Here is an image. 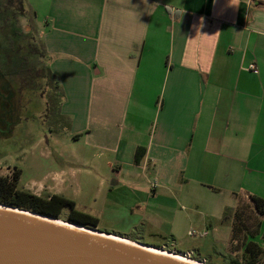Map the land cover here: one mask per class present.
Masks as SVG:
<instances>
[{"label":"crops","instance_id":"crops-1","mask_svg":"<svg viewBox=\"0 0 264 264\" xmlns=\"http://www.w3.org/2000/svg\"><path fill=\"white\" fill-rule=\"evenodd\" d=\"M29 1L70 135L113 154L111 192L159 199L140 217L176 234L182 204L219 220L264 198V0Z\"/></svg>","mask_w":264,"mask_h":264},{"label":"rangeland","instance_id":"rangeland-1","mask_svg":"<svg viewBox=\"0 0 264 264\" xmlns=\"http://www.w3.org/2000/svg\"><path fill=\"white\" fill-rule=\"evenodd\" d=\"M21 3L32 9L29 0H14L17 9ZM29 15L31 19L34 14ZM2 65L0 99L5 103L0 101V175L18 174V187L39 197L59 194L72 200L73 207L60 209L61 220L68 221L72 210H78L98 217L97 229L103 233L203 264H264V217L248 197L239 196L235 207L226 209L219 220L182 204L167 224L176 234L168 233L161 227L164 219L139 216L140 210L149 207L155 214L159 199L148 200L142 190L146 200L130 203L122 182L111 192L113 181L118 180L113 154L92 146L87 135H70V115L62 114L61 108L58 113L49 111L45 96L28 84L18 94L22 77L13 74L10 63ZM189 230L198 234L191 236Z\"/></svg>","mask_w":264,"mask_h":264},{"label":"water","instance_id":"water-1","mask_svg":"<svg viewBox=\"0 0 264 264\" xmlns=\"http://www.w3.org/2000/svg\"><path fill=\"white\" fill-rule=\"evenodd\" d=\"M100 232L0 203V264H193Z\"/></svg>","mask_w":264,"mask_h":264},{"label":"trees","instance_id":"trees-1","mask_svg":"<svg viewBox=\"0 0 264 264\" xmlns=\"http://www.w3.org/2000/svg\"><path fill=\"white\" fill-rule=\"evenodd\" d=\"M32 13L34 15L31 21L29 14L32 15ZM36 18L35 11L26 8L23 3H21V8L17 9L14 0H0V66L4 68L2 63H10L13 74L22 77L23 83L18 89V94L21 95L24 86L28 84L33 90L39 91L42 97L45 96L49 111L58 113L65 98L58 78L47 65V52ZM0 101L4 102V99ZM74 137L77 138V136ZM145 154L146 147H137L135 163L139 164ZM19 178L18 174L0 175V203L59 219H61L60 209L63 206L73 207L75 204L59 194L42 198L22 190L18 187ZM239 196L248 197L256 211L264 217V198L248 193L235 194L236 199ZM225 214L226 212L223 216ZM236 218L238 219V216ZM66 220L92 228H97L99 224L98 217L78 210H72ZM237 226V220H235L234 227ZM262 236L264 238V232Z\"/></svg>","mask_w":264,"mask_h":264},{"label":"bare ground","instance_id":"bare-ground-1","mask_svg":"<svg viewBox=\"0 0 264 264\" xmlns=\"http://www.w3.org/2000/svg\"><path fill=\"white\" fill-rule=\"evenodd\" d=\"M100 233H101V232H100ZM101 234H104V235H107V236L113 237V238H115V239L123 240V241H126V242H131V243H134V244H137V245H140V246H144V247H146L147 249H149V250H151V251L158 252V253H162V254H166V255H169V256H173V257H175V258H177V259H180V260H182V261H184V262H189V263H193V264H203V263L198 262V261H196V260H192V259H189V258H185V257H183V256H181V255H178V254L169 253V252H167V251H165V250L162 251V250H160V249H157V248H154V247H151V246H148V245H144V244H141V243H138V242H134V241H129V240L121 239V238H119V237H117V236L110 235V234L103 233V232H102Z\"/></svg>","mask_w":264,"mask_h":264},{"label":"built area","instance_id":"built-area-1","mask_svg":"<svg viewBox=\"0 0 264 264\" xmlns=\"http://www.w3.org/2000/svg\"><path fill=\"white\" fill-rule=\"evenodd\" d=\"M249 68L251 70H256V65L255 64H251ZM155 185H156L155 183L151 184L152 187H155ZM188 234L191 235V236H194V235H197L198 233L195 230H189Z\"/></svg>","mask_w":264,"mask_h":264}]
</instances>
